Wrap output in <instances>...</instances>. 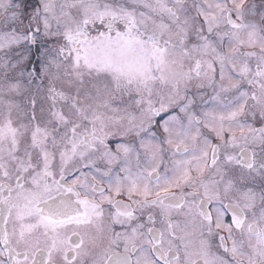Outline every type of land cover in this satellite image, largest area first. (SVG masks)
I'll return each mask as SVG.
<instances>
[{"label":"snow or ice","instance_id":"snow-or-ice-1","mask_svg":"<svg viewBox=\"0 0 264 264\" xmlns=\"http://www.w3.org/2000/svg\"><path fill=\"white\" fill-rule=\"evenodd\" d=\"M0 264H264V0H0Z\"/></svg>","mask_w":264,"mask_h":264}]
</instances>
